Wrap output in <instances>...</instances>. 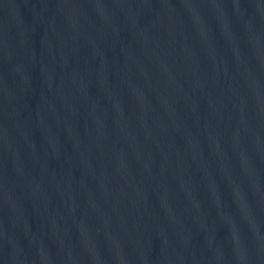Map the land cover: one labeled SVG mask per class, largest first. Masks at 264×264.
<instances>
[{
	"label": "water",
	"instance_id": "water-1",
	"mask_svg": "<svg viewBox=\"0 0 264 264\" xmlns=\"http://www.w3.org/2000/svg\"><path fill=\"white\" fill-rule=\"evenodd\" d=\"M0 264H264V0H0Z\"/></svg>",
	"mask_w": 264,
	"mask_h": 264
}]
</instances>
